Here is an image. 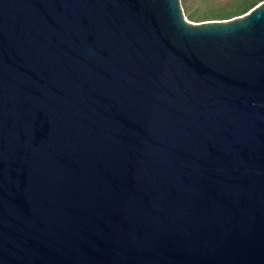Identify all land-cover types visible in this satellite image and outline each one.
Returning a JSON list of instances; mask_svg holds the SVG:
<instances>
[{"label": "water", "instance_id": "95a60500", "mask_svg": "<svg viewBox=\"0 0 264 264\" xmlns=\"http://www.w3.org/2000/svg\"><path fill=\"white\" fill-rule=\"evenodd\" d=\"M0 264H264V2L0 0Z\"/></svg>", "mask_w": 264, "mask_h": 264}, {"label": "rangeland", "instance_id": "374dc122", "mask_svg": "<svg viewBox=\"0 0 264 264\" xmlns=\"http://www.w3.org/2000/svg\"><path fill=\"white\" fill-rule=\"evenodd\" d=\"M256 0H181L185 19L191 23H202L223 19L240 13ZM233 19V18H232ZM223 22V21H221Z\"/></svg>", "mask_w": 264, "mask_h": 264}, {"label": "trees", "instance_id": "16d2710c", "mask_svg": "<svg viewBox=\"0 0 264 264\" xmlns=\"http://www.w3.org/2000/svg\"><path fill=\"white\" fill-rule=\"evenodd\" d=\"M262 2H264V0H256L254 3H252L248 8H246L245 10L241 11L240 13H232L230 15H228L227 19H232V18H235V17H238V16H242V15H245L247 14L248 12H250L252 9H254L256 6H258L259 4H261ZM220 20H223V19H220Z\"/></svg>", "mask_w": 264, "mask_h": 264}]
</instances>
